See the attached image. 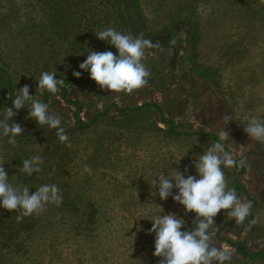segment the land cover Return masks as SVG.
<instances>
[{"label":"rangeland","instance_id":"1","mask_svg":"<svg viewBox=\"0 0 264 264\" xmlns=\"http://www.w3.org/2000/svg\"><path fill=\"white\" fill-rule=\"evenodd\" d=\"M113 2L0 0V117L13 107L17 114L9 123L25 130L15 145L0 136V160L6 161L7 174L13 171L9 182L14 186L34 192L41 184H56L63 196L59 207L48 204L46 211L20 223L17 212L0 208V264H158L155 234L148 232L151 219L174 213L185 220L183 231L193 226L196 213H186L171 196L161 200L151 181L176 170L185 178H199L192 161L213 142L181 133L203 131L218 139L223 128L229 133L226 150L230 146L236 159L246 158L249 166L238 173L224 169L228 186L234 188L235 179L243 184L246 192H236L253 207L242 225L221 210L214 218L213 243L233 250L231 264H264V258L240 256L226 241L240 239L247 251H264V143L244 131L250 118L264 120V4L125 0L123 21ZM108 27L124 34L143 32L162 45V51L146 50L144 63L151 75L132 94L101 89L79 68L90 50L118 54L95 35ZM43 71H56V79H65V96L78 103L84 122L106 112L79 130L77 106L63 98L61 88L48 92L46 103L62 117L70 147L59 141L55 129L16 121L29 119V109L16 110L7 100L6 75L17 87L15 95L27 84L30 95L42 99L37 80ZM74 71L81 77L73 76ZM153 102L161 113L154 107L126 110ZM226 115L232 117L229 123ZM19 155H40L42 172L28 176L19 171ZM85 165L91 175L83 171ZM253 218L257 223L249 230Z\"/></svg>","mask_w":264,"mask_h":264},{"label":"clouds","instance_id":"2","mask_svg":"<svg viewBox=\"0 0 264 264\" xmlns=\"http://www.w3.org/2000/svg\"><path fill=\"white\" fill-rule=\"evenodd\" d=\"M259 2L264 4V0ZM95 35L113 45L118 53L90 50L87 58L79 64V68L87 70L90 78L101 89L112 93L132 94L148 84L151 73L144 63L146 50L162 51L159 41L145 38L143 32L138 35L124 34L113 27L98 31ZM175 43V40L170 41L171 45ZM81 75L80 71L73 72V76L77 78ZM55 76L56 71L41 72L37 90L56 94L65 84V79H56ZM29 87L26 84L17 91L12 100L14 108L20 110L27 105L28 117L34 118L41 126L47 125L55 129L59 141L70 147L69 137L62 126V117L50 111L49 104L37 95H30ZM16 114L13 107H6L0 117V136L7 137V143L11 145H15L16 137L25 131L19 123H9ZM224 120L229 123L232 117L226 115ZM244 126V131L251 139L264 143V120L252 117ZM228 140L229 133L223 128L218 133V140L192 161L199 178L190 174L185 178L184 173L176 170L174 175L161 172L156 176L158 179H152V186L155 188L158 185L157 194L161 200L171 196L184 206L186 213H196L193 226L183 231L181 228L185 225V220L174 213L151 219L153 223L148 232L155 234L153 255L161 258L158 264H231L233 250L227 245L218 247L213 243L216 231L214 218L221 210H227V217L242 225L251 215L253 205L247 199L242 200L235 188L228 186L224 169L235 168L239 171L249 167L246 158L236 159L230 146L226 150L225 142ZM5 162L0 160V207L17 212V223L22 222L24 217L46 211L48 204L59 207L63 203L61 190L56 184H41L34 192H30L29 186H14L9 182L3 166ZM43 163L40 155H33L22 161L19 171L28 176L41 173ZM83 171L92 174V169L87 165ZM184 171L187 173L188 168ZM174 188L178 190L175 194ZM256 223L255 218L249 221V230Z\"/></svg>","mask_w":264,"mask_h":264},{"label":"trees","instance_id":"3","mask_svg":"<svg viewBox=\"0 0 264 264\" xmlns=\"http://www.w3.org/2000/svg\"><path fill=\"white\" fill-rule=\"evenodd\" d=\"M109 1V0H108ZM114 2L112 3V6H116L117 8V14L119 16V18L121 19H124L123 21H126L125 17H126V10L124 9L123 7V2L125 0H113ZM123 3V4H122ZM135 3H136V0H135ZM79 4H83L85 5V2H80ZM0 72H3V70L0 68ZM70 79L66 80V83L69 82ZM6 86H7V89H8V98L7 100L11 103H12V100L15 98V92H16V89L17 87L13 84L12 80H11V77L6 75ZM61 90L63 91V98L66 99V101H70L71 103H73L74 105L77 106V109L74 111V117H75V128L79 129V130H85L87 128H89L101 115L105 114L106 112H99V113H96L94 115V117L90 120V121H83L82 118L79 116V108H78V103L76 101H72V100H68L65 96V92H66V89L64 88V86H61L60 87ZM47 93L48 91L47 90H44V93H43V96H42V101L46 103L47 101ZM115 106V104H112ZM151 107H154L157 109L158 113H161V107L160 105H158L157 103H144L142 105H139V106H136V107H128L126 108V110H129V111H137V110H140V109H143V108H146V109H150ZM108 109V108H107ZM107 111V110H105ZM16 121H21V122H25V124L27 125H30V126H33V127H38V128H42V127H45L47 125H39L38 122L35 120V119H25V118H18L16 119ZM172 131V130H170ZM181 134H184V135H200V136H205L206 139H208L209 141L211 142H215L217 139V137H215L214 135L210 134V133H206V132H203V131H195V132H192V133H181ZM26 159V158H22L21 155H19V158H18V162L22 163V161ZM235 169V168H234ZM245 169V168H244ZM244 169H240L239 171H242ZM13 170V169H12ZM235 173H238V171L235 169ZM10 174V176H9ZM8 174L9 176V180L12 179L13 177V171H10V173ZM234 188L235 190L237 191H244L246 192V189L245 187L243 186V184H241L238 180H234ZM2 208V207H0ZM227 243L234 247L235 248V251L242 257H246V258H249V259H257V258H264V251H257V252H249L247 251L246 247H245V242L240 240V239H227L226 240Z\"/></svg>","mask_w":264,"mask_h":264}]
</instances>
